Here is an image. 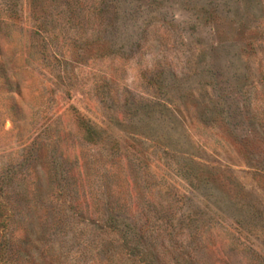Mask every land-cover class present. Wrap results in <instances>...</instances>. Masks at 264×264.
Segmentation results:
<instances>
[{
  "label": "rangeland",
  "instance_id": "rangeland-1",
  "mask_svg": "<svg viewBox=\"0 0 264 264\" xmlns=\"http://www.w3.org/2000/svg\"><path fill=\"white\" fill-rule=\"evenodd\" d=\"M0 264H264V0H0Z\"/></svg>",
  "mask_w": 264,
  "mask_h": 264
}]
</instances>
